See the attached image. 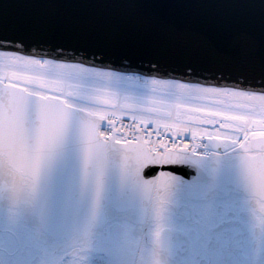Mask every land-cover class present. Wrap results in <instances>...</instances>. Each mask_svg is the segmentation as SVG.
I'll use <instances>...</instances> for the list:
<instances>
[{
  "label": "snow or ice",
  "instance_id": "1",
  "mask_svg": "<svg viewBox=\"0 0 264 264\" xmlns=\"http://www.w3.org/2000/svg\"><path fill=\"white\" fill-rule=\"evenodd\" d=\"M243 6L264 21V0ZM30 8L0 0V264H264V220L195 159L236 153L264 212V33L134 62Z\"/></svg>",
  "mask_w": 264,
  "mask_h": 264
},
{
  "label": "water",
  "instance_id": "2",
  "mask_svg": "<svg viewBox=\"0 0 264 264\" xmlns=\"http://www.w3.org/2000/svg\"><path fill=\"white\" fill-rule=\"evenodd\" d=\"M34 3L29 11L49 19L58 34L66 27L88 30L110 40L118 49L133 55L134 62L147 60L152 50L172 43L205 44L221 54H233L245 43L259 42L264 33L261 14L243 5L249 0H28ZM171 30V31H169ZM55 43V42H52ZM61 41H57L59 45ZM28 51L45 54L49 44ZM57 52L75 55L62 47ZM28 54H32L30 52ZM35 55V54H33ZM127 69V62H119ZM141 70L150 73L145 66ZM197 160V159H196ZM209 171L223 178L226 189L240 188L244 182L242 167L222 166L197 160ZM192 175L199 171L196 164L183 165ZM188 178V177H186Z\"/></svg>",
  "mask_w": 264,
  "mask_h": 264
},
{
  "label": "flooded vegetation",
  "instance_id": "3",
  "mask_svg": "<svg viewBox=\"0 0 264 264\" xmlns=\"http://www.w3.org/2000/svg\"><path fill=\"white\" fill-rule=\"evenodd\" d=\"M243 207L246 218L252 223H259L264 220V212H261L259 206L254 202L253 198L242 195H230Z\"/></svg>",
  "mask_w": 264,
  "mask_h": 264
},
{
  "label": "bare ground",
  "instance_id": "4",
  "mask_svg": "<svg viewBox=\"0 0 264 264\" xmlns=\"http://www.w3.org/2000/svg\"><path fill=\"white\" fill-rule=\"evenodd\" d=\"M25 54H28V53H25ZM29 55H33V54H29ZM37 57H40V56L37 55ZM45 58L50 59L49 57H45ZM117 70H122V69L117 68ZM5 82L7 83L8 81H5Z\"/></svg>",
  "mask_w": 264,
  "mask_h": 264
}]
</instances>
